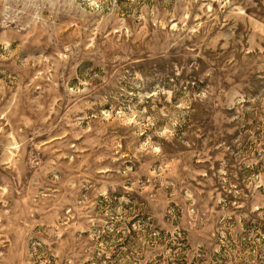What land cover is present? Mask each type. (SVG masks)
Wrapping results in <instances>:
<instances>
[{
  "label": "rangeland",
  "instance_id": "374dc122",
  "mask_svg": "<svg viewBox=\"0 0 264 264\" xmlns=\"http://www.w3.org/2000/svg\"><path fill=\"white\" fill-rule=\"evenodd\" d=\"M0 264H264V0H0Z\"/></svg>",
  "mask_w": 264,
  "mask_h": 264
}]
</instances>
